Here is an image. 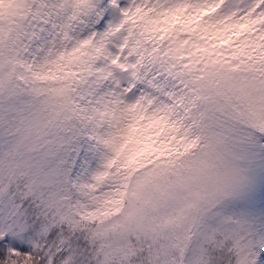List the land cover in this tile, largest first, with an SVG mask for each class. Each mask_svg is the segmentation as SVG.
Wrapping results in <instances>:
<instances>
[{"label":"snow or ice","instance_id":"obj_1","mask_svg":"<svg viewBox=\"0 0 264 264\" xmlns=\"http://www.w3.org/2000/svg\"><path fill=\"white\" fill-rule=\"evenodd\" d=\"M0 264H264V0H0Z\"/></svg>","mask_w":264,"mask_h":264}]
</instances>
